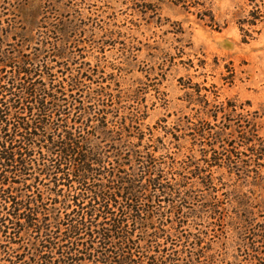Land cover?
Here are the masks:
<instances>
[{
  "label": "trees",
  "instance_id": "16d2710c",
  "mask_svg": "<svg viewBox=\"0 0 264 264\" xmlns=\"http://www.w3.org/2000/svg\"><path fill=\"white\" fill-rule=\"evenodd\" d=\"M250 2V19L240 24H264V0ZM65 13L61 1L47 2L40 20L47 27L36 26L61 36L58 45L39 35L25 54L32 39L18 33L21 50L0 51V236L20 250L8 264L212 260L207 232L181 230L183 217L209 227L228 216L242 241L263 243L264 138L256 115L221 99L215 86L187 82L193 114L181 115L176 128L143 129L145 115L125 110L127 93L113 88L103 67L70 50L79 26ZM70 65L79 70L67 73Z\"/></svg>",
  "mask_w": 264,
  "mask_h": 264
},
{
  "label": "rangeland",
  "instance_id": "374dc122",
  "mask_svg": "<svg viewBox=\"0 0 264 264\" xmlns=\"http://www.w3.org/2000/svg\"><path fill=\"white\" fill-rule=\"evenodd\" d=\"M56 1L63 3L66 18L79 26L77 35L71 34L70 50L85 57L79 61L103 67L105 77L115 82L113 88L127 93L121 103L125 110L137 107L145 115L143 129L176 128L181 115H192L183 88L190 82L215 86L221 99L235 100L254 113L264 138V24H240L254 9L250 0H0V51L17 54L22 45L18 33L32 39L25 54L33 50L39 35L48 37L50 45L61 43L58 34L36 28L40 24L47 27L43 18L40 23L42 7ZM51 65L55 72L59 69V63ZM73 68H66L67 73L79 70L78 65ZM156 134L162 136L163 131L159 128ZM90 135L83 133L82 137L95 141ZM47 183L41 180L37 187L45 189ZM194 203L184 211L197 208L200 202ZM182 220H186L183 231L207 232L205 241L214 257L202 258L198 264H264V242L254 245L248 236L242 241L229 226L228 216L209 227L208 221ZM6 240L0 236V264H8L17 250V245Z\"/></svg>",
  "mask_w": 264,
  "mask_h": 264
}]
</instances>
